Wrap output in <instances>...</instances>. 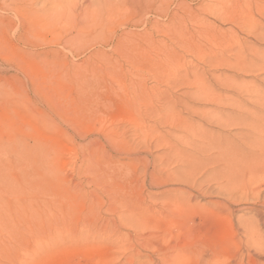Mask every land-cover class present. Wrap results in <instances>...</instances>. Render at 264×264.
I'll return each instance as SVG.
<instances>
[{
    "label": "rangeland",
    "instance_id": "obj_1",
    "mask_svg": "<svg viewBox=\"0 0 264 264\" xmlns=\"http://www.w3.org/2000/svg\"><path fill=\"white\" fill-rule=\"evenodd\" d=\"M195 79L240 101V151ZM263 111L264 0H0V264L232 258L264 223ZM185 126L237 156L226 191Z\"/></svg>",
    "mask_w": 264,
    "mask_h": 264
},
{
    "label": "bare ground",
    "instance_id": "obj_2",
    "mask_svg": "<svg viewBox=\"0 0 264 264\" xmlns=\"http://www.w3.org/2000/svg\"><path fill=\"white\" fill-rule=\"evenodd\" d=\"M131 1H133L134 4L137 6H142L145 2V0H131ZM102 4L105 7H107L111 4V0H102ZM197 80H199V79H195V83H194L195 91H194V93L191 94V98L195 101L210 103V104L214 105V108L219 109V110L216 109L217 111L212 110L208 113L203 114L202 121L204 123L202 124V129L206 128V127L203 128V126L213 128L215 130L214 136L216 134L218 136V139L219 138L221 139V137H223V138L225 137L223 140V141H225V143L227 141L226 137L230 134L231 130L237 131L235 134H233L232 137L238 141V143L236 141L237 150L240 151V148L243 146V143L246 142V141L244 142L245 136L242 135L240 133V131L243 127L245 128V126H247L245 124V121H244L245 118L243 117L244 119L242 118L243 119L242 120V119H240V115L237 114L238 112H240L237 109L242 107V106H240V101L238 102L236 100H232V98H230V97H226V98L216 97L213 90H211V88H208V85L206 86L204 83H201V82L199 83ZM232 88H234V87H232ZM237 100H238V98H237ZM248 102H250V101H248ZM252 102H251V104H252ZM257 104H259V103L257 102ZM253 105L254 104H252V106ZM232 107L233 108L235 107L237 109L235 110ZM224 110H227V112L224 113ZM242 110H243V108H242ZM244 113L245 112H243V114ZM246 113H247V110H246ZM257 115H255V116H257ZM241 117H242V115H241ZM257 117L260 118L261 116H257ZM249 118H250V116H249ZM246 121H248V120H246ZM261 121H262V119H261ZM255 122L258 125L257 120ZM255 122H248V124L250 123L249 129H251V131H253V133L256 132V133H260V135H264V130H262L263 127H262V129L258 128L255 125ZM252 123H254V124H252ZM246 128H248V126ZM213 129H212V131H214ZM183 132H184V134L177 137L178 141L183 145V147H185L187 149L192 148V149L198 151L200 156L205 157V161L203 162V164L205 166L217 164V166L222 165L219 168L224 167L223 169H220V171L218 173H215V175L217 177H214V178H216V180L219 179L218 181H220L218 184V188H222V190L226 191V189H227L226 184L232 183L230 181L231 175H230L229 170L231 169L232 172L235 171V173L239 172L238 168L240 165L238 164L237 160H235L237 158V156H235V155L232 156V154L229 152L230 150L228 151L226 149L227 148L226 145L224 146L225 143L223 141H221L222 143L219 140L215 141V139L213 141V140H211L212 136L210 137L211 139L208 138L207 137L208 134L206 133V131L204 133L201 132L202 134L200 135L191 126H185V127H183ZM209 134H210V132H209ZM225 134H226V136H225ZM251 134H252V132H251ZM247 135H249V134H247ZM253 136L256 137V134ZM257 137L259 138V136H257ZM215 138H216V136H215ZM253 139L254 138L252 137V140ZM259 140H263V139L260 138ZM196 141H200V144H196L195 143ZM254 142H255V140H254ZM227 143H228V141H227ZM257 145H260V142ZM250 146H251V144H250ZM175 152H177V155H178V153L180 155H182V154L185 155L184 154L185 152L182 153L181 149L176 148ZM186 158L189 161L190 157L186 156ZM182 160L183 159H181V157H180V162H182ZM186 163H188V162H186ZM182 164H185V163L183 162ZM225 167H226V169H225ZM259 221H261V220H259ZM262 225L264 226V223H262V224L256 223L255 225L248 226V228H246L244 230V232H243L244 235L242 234V237L239 239L241 249L238 251V253L235 251L237 254L235 253L236 255L232 256V258L231 257L229 258L228 254H223V253L220 254L218 252L216 253L215 251L214 252H211V251L199 252L196 250L192 254H190L188 252L181 251L172 257V259L174 260V264H264V233L260 230L262 228Z\"/></svg>",
    "mask_w": 264,
    "mask_h": 264
}]
</instances>
